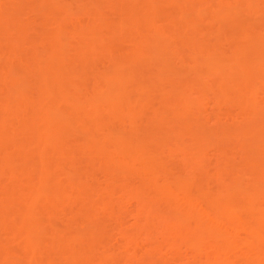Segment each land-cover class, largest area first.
Returning a JSON list of instances; mask_svg holds the SVG:
<instances>
[{"label":"bare ground","instance_id":"bare-ground-1","mask_svg":"<svg viewBox=\"0 0 264 264\" xmlns=\"http://www.w3.org/2000/svg\"><path fill=\"white\" fill-rule=\"evenodd\" d=\"M102 1L107 14L96 0H0V57L11 61L0 70V264H118L141 255L150 264L157 241L142 229L135 238L118 226L98 236L106 225L98 216L117 208L113 196L143 205L136 186L173 209L177 222L161 232L173 244L194 248L198 258L212 246L207 264H232L227 248L240 250L244 264H264V0ZM36 16L41 38L26 33ZM175 16L181 24L166 36L160 23L174 27ZM88 50L106 51L112 61L85 66ZM175 103L180 114L210 104L217 124L222 108H237L223 117L241 122L243 153L231 178L219 169L197 181L198 150L181 151L148 128L159 108L176 115ZM199 111L174 144L184 132L215 135ZM75 147L91 152L87 159L100 163L91 160L104 180L84 167L91 165L85 156L87 163L74 158ZM177 154L179 167L171 161ZM134 207L136 217L146 213ZM160 257L155 263L164 264Z\"/></svg>","mask_w":264,"mask_h":264},{"label":"rangeland","instance_id":"rangeland-1","mask_svg":"<svg viewBox=\"0 0 264 264\" xmlns=\"http://www.w3.org/2000/svg\"><path fill=\"white\" fill-rule=\"evenodd\" d=\"M99 1V2H98ZM105 1V0H104ZM106 2V1H105ZM105 2H103L102 0H96V4H95V2H94V8L95 9H98V12H100V13H104V12H106V13H104V14H107V12H109V11H107V10H109V9H107L106 8V3ZM108 5L109 4H107V7H108ZM164 6V5H163ZM162 6V9L164 8ZM106 8V9H105ZM109 8V7H108ZM100 10V11H99ZM73 12H74V10L72 9L71 10V17H72V15H73ZM264 12V11H263ZM176 17V18H175ZM175 17H173L172 19H174V20H172V21H175V19L177 20V23H176V21H175V25H174V27L172 26V24L170 25L169 23H160V21H158L159 23H160V25H162L163 27H165L166 29H165V33H167V34H165L166 36H168L169 34L168 33H172V31L174 30V28L175 27H178L177 25L180 23L181 24V22L179 21L180 19L178 18V16H175ZM25 18V17H24ZM33 19V21H31ZM30 21H27L28 22V25H29V27L28 28H26V33L29 35V36H34V37H37V38H41V35L40 34H38V33H36V30L38 31V30H40L42 27L44 28V26H43V22L41 21V19H39L37 16L36 17H33ZM159 20H160V18H159ZM251 23H254V19H251V18H249L248 19ZM170 22V23H174V22ZM157 22V21H156ZM221 23H222V21H221ZM224 23H226V21L224 22ZM224 23H222V24H224ZM170 26H171V28H173L172 29V31L170 32V30L169 31H166V30H168V27L170 28ZM170 28V29H171ZM177 29V28H176ZM175 29V30H176ZM174 32V31H173ZM68 35H66V37H69V33H67ZM164 35V37H166ZM40 36V37H39ZM89 38H91V37H89ZM163 38V37H162ZM88 39V38H87ZM92 39V38H91ZM166 39H167V37H166ZM93 40V39H92ZM165 40V39H164ZM24 46H25V44H24ZM191 47V46H190ZM190 47H188V49H185L186 51H183L182 52V54L183 55H186L185 53H187V51H189L190 49ZM91 51V50H90ZM95 51V50H94ZM93 50L89 53V50H88V54H90L92 57H91V59L93 58V60H91L90 59V61H88V63H86L85 64V66H90L92 63H96L97 64V62H98V64L99 65H101V66H105V65H107V64H109L111 61H112V58H111V56L109 55V53L107 54V52L105 51L104 52V54H103V51H102V53L100 54H98V51L96 52H94ZM161 51V50H160ZM163 51V50H162ZM94 54H95V56H94ZM96 58H97V60H96ZM71 60V59H70ZM69 60V61H70ZM11 62L9 59H7V61H6V58L5 57H0V70H4V67L6 68V69H8L9 68V66H8V64ZM185 62V64H188L187 63V61H184ZM71 63V62H70ZM74 63H75V60H74ZM103 64V65H102ZM105 64V65H104ZM76 65V64H75ZM74 64L72 65L71 64V69L70 70H74V69H77V67L79 68V67H81V66H77V67H74L75 66ZM98 65V66H99ZM189 65V64H188ZM180 66V65H179ZM182 66V65H181ZM185 66V65H184ZM187 66V65H186ZM188 67V66H187ZM76 71V70H75ZM170 78V77H169ZM169 82V81H168ZM165 83H167V82H165ZM170 83H175L176 85H177V80L174 82V80H173V82H172V80H171V82ZM169 84V83H168ZM174 84V85H175ZM173 85V86H174ZM179 87V86H178ZM177 90V89H176ZM177 91H179V88H178V90ZM158 97L156 96L155 98H154V101L152 102L154 105H155V103L158 101V99H157ZM198 101V100H197ZM197 101H193L192 103H191V105L193 106L194 104H196L195 102H197ZM159 102V101H158ZM200 102V101H199ZM205 103V102H204ZM203 103V106H205L204 107V109H203V106H202V109H200L201 108V106H200V104L197 106V105H195V108H193V109H190L191 111H185V113H183L182 112V114H180V113H178V112H181V111H179L180 109H179V107H180V105L179 104H177V103H175V105H176V108L175 109H179L178 111H176V115L174 116L173 115V113L175 112H173L172 113V111H170L171 112V115H170V113H169V111H167V113L165 112L166 110H164L163 108V110L162 109H160L159 108V110L157 109V110H152V111H149V113H151V112H155V113H152L153 115H154V117L152 118L153 119V122H151L152 120H150V124H148L149 126H148V128L153 132V134H154V136H155V134H157L156 136L158 137H162V139H164L165 138V140H167L168 141V143L170 144V145H176L175 147L176 148H178L179 150H183L184 152L187 150V151H191V150H193V153H194V151H196V150H198V156L200 157V158H198V156H197V158L201 161L200 163H197V164H199V166L197 167V166H195L196 168V174H195V177H196V179L198 178L199 180H197V181H201V182H204V181H206L207 179H208V176L210 177V175L211 174H217V173H219L218 171H219V169H220V171H222L221 173H223V175H224V173H225V177H227V178H231L232 176V169H234V167L239 163V161L241 160V158H242V145H243V142H242V140H240L239 141V139H238V136L236 135V131H239V125H240V123L239 122H236L235 120H232L231 118L230 119H225V118H223L224 116H225V114L226 113H228L229 112V116H230V111H231V113H232V115H234V112L233 111H235V109H237V108H235L234 109V107H230L229 108V106H228V108H229V110H228V108L225 106L224 108H226V109H224V108H222L221 109V111L220 112H218V115H219V113H223V117L218 121V124H217V120L216 121H214V118H215V113L213 112V110L211 109V108H209L210 106V104H204ZM157 104L158 103H156V105L154 106V107H156L157 106ZM29 105V104H28ZM31 105V104H30ZM173 105V108H172V110L174 109V104H172ZM191 105H190V107H191ZM202 105V104H201ZM207 105V106H206ZM34 107V104H32V106H31V108H33ZM199 107V108H198ZM207 107V108H206ZM28 108H30V107H28ZM157 108V107H156ZM156 108H154V109H156ZM198 109V110H197ZM199 109H200V111H199ZM194 112H193V111ZM196 110V111H195ZM212 110V111H211ZM225 110V111H224ZM183 111V110H182ZM197 111H199V112H201V113H199V115L201 116V118H205L206 117V115H208L207 116V124H206V122H205V124L207 125H205L206 126V128H207V133H208V129H209V127L211 128L210 129V132L212 133V131H213V133L215 134H213L214 136H208L207 134V136L208 137H206V138H200L201 136H202V134L199 136V134L197 135V132L199 131V129L197 130V132L196 133H186V132H184V134H182V139H183V144H182V142H180L179 144L176 142V144H174L175 143V138H176V134L178 133V134H181V133H183V131H184V129H185V126H186V123L187 122H185V120L187 119H189V117H191V116H193L194 114H198V112ZM210 111V112H209ZM215 111V110H214ZM223 111V112H222ZM237 111V110H236ZM236 111H235V113H236ZM187 112V113H186ZM213 112V113H212ZM169 113V114H168ZM192 113V114H191ZM212 113V114H211ZM146 114H148V112L146 113ZM152 114L151 115H147L146 116V119L149 117V118H151L150 116H152ZM177 114H179V116H177ZM185 115V117H184V115ZM188 114V115H187ZM210 114V115H209ZM167 115V116H166ZM182 115V116H181ZM190 115V116H189ZM202 115H203V117H202ZM217 115V114H216ZM220 115H222V114H220ZM186 116L188 117V118H186ZM213 116V117H212ZM27 117H30V116H27ZM27 117H25V119L27 120H29V119H31V118H27ZM25 119H24V121H25ZM206 119V118H205ZM225 119V120H224ZM186 120V121H187ZM210 120V121H209ZM211 120H212V122H211ZM227 120V121H226ZM190 121V120H189ZM214 121V122H213ZM220 122V123H219ZM212 123V124H211ZM216 123V124H215ZM215 124V125H214ZM203 125V124H202ZM200 126L201 128L203 127V126ZM217 125V126H216ZM209 126V127H208ZM242 127V126H241ZM205 128V127H204ZM203 129V128H202ZM201 129V130H202ZM213 129V130H212ZM178 130H180V131H178ZM235 130V131H234ZM178 131V132H177ZM182 131V132H181ZM203 131H204V129H203ZM206 131V130H205ZM241 131V130H240ZM200 133H201V131H200ZM238 133H240V132H238ZM237 133V134H238ZM235 135H236V138H235ZM180 136V135H179ZM203 136H205V134L203 135ZM202 136V137H203ZM164 137V138H163ZM156 138V137H155ZM160 139V138H159ZM156 140V139H155ZM71 142V141H70ZM74 143V142H73ZM154 144V143H153ZM75 145V144H74ZM77 145V144H76ZM179 145V146H178ZM77 147V149L79 148L78 146H76ZM76 147L73 149V152H72V154H74V158L76 159V160H78V159H80V161H78L79 163L81 162V161H83L84 160V158H85V160L90 156L89 154L91 153L90 151H89V153H87L86 151H88L87 149H85V151L83 150V148H82V151H80V150H77L76 149ZM182 147V148H181ZM239 147V148H238ZM81 148V147H80ZM184 148V149H183ZM77 151H76V150ZM75 151L77 152L76 154H75ZM84 151V152H83ZM186 151V152H187ZM192 152V151H191ZM242 152V153H241ZM197 153V152H196ZM195 153V154H196ZM241 153V154H240ZM89 155V156H88ZM179 154H177L176 156H178ZM73 156V155H72ZM80 158H79V157ZM85 156V157H84ZM93 156V155H92ZM92 156H90V157H92ZM226 156V157H225ZM83 157V158H82ZM225 157V158H224ZM203 158V159H202ZM223 158H224V160H223ZM81 159H83V160H81ZM93 159V158H92ZM92 159H87V162H88V160L90 161V163H91V160ZM228 159V160H227ZM84 160V161H85ZM198 160V161H199ZM171 161L173 162L172 164H174L173 166H176L177 164H179L178 165V167L181 165V155H179L178 156V158L177 157H173L172 159H171ZM197 161V162H198ZM202 161H204L203 163H202ZM224 161V162H223ZM86 162V161H85ZM86 162V163H87ZM96 163V164H98L97 162H95V161H93L92 160V163ZM226 162V163H225ZM86 163H84V164H86ZM91 163V165H89V164H86V165H84V167L85 168H87V170H88V172H90V170L92 169V171L91 172H93V173H91L92 175H95V177H97L98 178V180L100 181L101 179L102 180H104L103 178L106 176H104V174H101L99 171V169H96V167H98V166H96V164L95 165H93ZM82 166H83V162H82V164H81ZM98 165H100V163L98 164ZM202 165V166H201ZM90 166V167H89ZM206 168H205V167ZM218 166H220L221 168H217ZM232 166V168H230ZM84 167H83V169H84ZM204 167V168H203ZM198 168V169H197ZM218 170H217V169ZM246 168V167H245ZM247 169V168H246ZM246 169L243 171V173L241 174L240 173V175H242L241 177H242V179L245 181V179L249 176L248 175V172L246 171ZM98 170V171H97ZM213 170H215V171H213ZM248 170V169H247ZM213 171V172H212ZM217 171V173H215ZM247 173H246V172ZM87 172V171H86ZM102 172V171H101ZM198 172V173H197ZM114 173V172H113ZM90 174V175H91ZM210 174V175H209ZM245 174V175H244ZM102 176V178L100 177V176ZM115 176V178H116V180L119 178V177H121V176H119L117 173L116 174H114ZM113 176V175H112ZM247 176V177H246ZM113 177V178H114ZM2 178V179H1ZM4 177L2 176H0V184L1 183H5L6 182V179H5V181H4V179H3ZM114 178V179H115ZM133 177H131V178H129L130 179V181H131V183H134V184H136L137 183V185H139L138 184V180H136L137 178L135 177V178H133ZM249 178V177H248ZM248 178L246 179V181L248 180ZM2 180V181H1ZM101 180V181H102ZM115 180V181H116ZM119 180H122V179H119ZM133 180V181H132ZM135 181V182H134ZM1 186V185H0ZM134 186H136V185H134ZM138 189V190H137ZM132 190H134L133 192L135 193H133L134 195H136V196H140L139 198L141 199V202H142V204H140V205H142V206H140V207H138V204H135V202L136 201H134L135 199H131L130 201H128V203L126 204V202H125V200H123V198L121 199V198H117L118 196H116V198H115V196H113V198H111V202H113L114 203V201L116 200V202L114 203V204H116V209L119 211H117L116 209H114V211H112L111 210V212H113L111 215H109V217H108V214H105V216L104 215H101L102 217H99L98 215V218H99V220H100V218H101V220L100 221H102V220H105V221H103V222H100V223H104V222H106V225H105V223H104V227L103 228H100L99 227V229H100V232H98V236L99 235H104L102 238H104V237H106L108 234H113L116 230L115 229H117L118 227H121V228H123L124 230H126V231H128V234L129 233H131L130 234V236L132 237V238H135V237H133V236H139V233H140V235H142V234H146V233H148V235L147 236H149L150 237V239L152 240V241H154V243H155V241H157V243H155L156 244V246L158 247V249H154L153 251H156V252H154V255L155 254H157V256H155L154 257V260L152 261V262H149L150 264H157L158 263V261L160 262V259L158 260V261H155V260H157L158 258H156V257H160L161 255V257H162V259H161V261L164 259H168L169 261H167V259H166V261H164V264H167V263H169V262H171V263H169V264H186L188 261H189V263L188 264H203V261L205 262L206 261V263H204V264H207V255L208 254H211V253H213V251H215L216 249H214V250H211L210 251V248L212 247H209L208 248V250L206 251L207 252V254H206V256H205V251L204 252H202V254L200 253V255L201 256H199V258H198V251H197V253H196V251H194L195 249L194 248H190V249H192V250H190L189 249V247L188 246H185L186 248H187V250L183 247V243H180L179 242V240H176V241H174L175 243V245L172 243V240H174V239H171V237L170 238H167V237H169L168 235H166L165 236V233L163 234V233H161V232H164L166 229H167V227L166 226H169V225H171V223L170 222H172V221H176L175 219L174 220H172L173 218H171L172 216H173V214H172V212H173V209L171 208V207H169L167 204L165 205V204H163V203H155V201H156V199H153V198H155V195L153 194H150V193H147L146 191H144V190H142V188H141V190L139 189V187H137L136 186V189H135V187L132 189ZM135 190H137V191H135ZM140 190V191H139ZM141 191H142V193H141ZM137 192V193H136ZM147 193V194H146ZM143 198V199H142ZM113 199V200H112ZM151 199H153V200H151ZM117 200H119L118 202H117ZM122 201V202H121ZM149 201H151V202H149ZM154 203H153V202ZM123 202H125V203H123ZM146 202V203H145ZM121 203V204H120ZM150 203V204H149ZM119 204H120V206H119ZM125 204V205H124ZM120 207V210L118 209V206ZM144 205H145V207H147V208H145L144 207ZM148 205V206H147ZM149 205H150V207H149ZM122 206V207H121ZM134 206H136V207H138L139 209H141V211H143V212H146L144 215L147 217L149 214H150V217L148 216L147 218L143 215V214H141L140 216H135L134 214H135V207ZM153 206H156L155 208L153 207ZM164 206V207H163ZM126 207H127V209H126ZM145 208L144 210L142 209V208ZM149 207V208H148ZM152 207V208H151ZM166 207H169V208H166ZM115 208V207H114ZM166 208V209H165ZM147 209H148V212H147ZM123 210V211H122ZM153 210V211H152ZM156 210V211H155ZM169 210V211H168ZM155 211V212H154ZM159 211V212H158ZM114 213H116V215L114 214ZM132 213V214H131ZM149 213V214H148ZM131 214V215H130ZM163 214V215H162ZM107 215V216H106ZM119 215H120V218H119ZM175 215V214H174ZM105 218H104V217ZM133 216L135 217V218H133ZM144 216V217H143ZM112 217V218H111ZM115 217H117V218H115ZM143 217V218H142ZM154 217V218H153ZM162 217H165L166 218V220H165V218H162ZM170 217V218H169ZM95 218H97V217H95ZM97 218V219H98ZM143 220H142V219ZM116 220H118V221H120V223L118 222V221H116ZM139 220V221H138ZM163 220V221H162ZM170 220V221H169ZM179 220H181V219H179ZM179 220H178V222H179ZM69 221H70V219H69ZM109 221V222H108ZM144 221V222H143ZM151 221V222H150ZM169 221V222H168ZM97 222H98V220H97ZM177 222V221H176ZM184 221L183 220H181V222H179V223H181V225H183L182 223H183ZM170 223V224H169ZM173 223V222H172ZM101 224V225H102ZM122 224V225H121ZM160 224V225H159ZM178 224V223H177ZM166 225V226H165ZM106 226V227H105ZM118 226V227H117ZM98 227V226H97ZM95 228V227H94ZM110 228V229H109ZM126 228V229H125ZM155 228V229H154ZM169 228V227H168ZM101 229H103V230H101ZM142 229V230H141ZM160 229V230H159ZM163 229V230H162ZM141 230V231H140ZM95 231V230H94ZM97 231H98V229H97ZM102 231V232H101ZM113 231V232H112ZM93 233V232H92ZM96 233V232H95ZM108 233V234H107ZM157 233V234H156ZM106 234V235H105ZM136 234V235H135ZM93 235H95L94 233H93ZM96 235H97V233H96ZM133 235V236H132ZM168 239V240H167ZM170 239V240H169ZM133 240H135V239H132V242H134L135 243V241H138V240H135V241H133ZM177 241H178V243H180V247H182V251H181V248L179 247V245H178V243H177ZM168 242H170V243H172V245L175 247V250H176V246L177 247H179L180 248V250H179V248L176 250V253L174 252V247L173 248H171V244L170 243H168ZM136 243H138V242H136ZM158 244V245H157ZM169 244H170V248H169ZM181 244H183V245H181ZM159 248H160V250H159ZM215 248V247H214ZM194 249V250H193ZM211 249H213V247L211 248ZM232 249V248H231ZM230 248L228 249L227 248V250L225 251V252H227L225 255L227 256L226 258H228V260L230 259V260H233V263L232 264H239V262L242 260L241 259V252H240V250H239V252H237V250H235V249H232V251H230L231 250ZM173 250V251H172ZM185 250H186V252L187 253H184L185 252ZM233 250H235V251H233ZM160 251V252H159ZM179 251H180V253H182V256H181V254L179 255ZM190 251V252H189ZM194 252V254H193V252ZM209 251V252H208ZM231 253H230V252ZM140 252H142V251H140ZM178 253V255H175V254H177ZM236 253V254H235ZM161 254V255H160ZM173 254V255H172ZM184 254V255H183ZM194 255V257H192L193 255ZM175 255V256H174ZM190 255V256H189ZM197 255V256H196ZM203 255V256H202ZM229 255V256H228ZM238 255H239V257H238ZM142 256V255H141ZM141 256H139V257H135L134 259H132L130 262L129 261H127V260H123L125 263H121L120 261H122L121 260V258H120V260H117L116 262L118 263V264H139V263H141V264H144V260H143V258L141 257ZM189 256V257H188ZM241 256V257H240ZM122 257V256H121ZM160 257V258H161ZM180 257H182V258H180ZM184 257H186V258H184ZM138 258V259H137ZM156 258V259H155ZM192 258H197L196 260L195 259H193V261L191 260ZM177 259V261H175ZM199 259H201V260H199ZM206 259V260H205ZM179 260V261H178ZM181 260H182V262H181ZM186 260V261H185ZM239 260V261H238ZM138 261V262H137ZM141 261H144V262H141ZM199 261H201L200 263H199ZM243 261V260H242ZM242 261L240 262V264H244V263H242ZM120 262V263H119ZM137 262V263H136ZM155 262H157V263H155ZM175 262V263H174ZM198 262V263H197ZM235 262V263H234ZM146 263V262H145ZM148 263V262H147Z\"/></svg>","mask_w":264,"mask_h":264}]
</instances>
